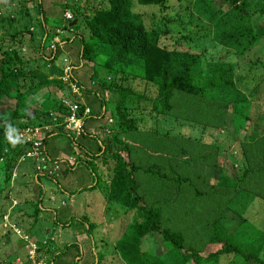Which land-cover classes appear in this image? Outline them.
I'll list each match as a JSON object with an SVG mask.
<instances>
[{
	"label": "trees",
	"instance_id": "16d2710c",
	"mask_svg": "<svg viewBox=\"0 0 264 264\" xmlns=\"http://www.w3.org/2000/svg\"><path fill=\"white\" fill-rule=\"evenodd\" d=\"M260 1L245 5L246 0H220V6L216 7L214 0H189L180 7L175 0H105L103 8L91 9L90 14H81V17L75 15L80 0L76 4L61 5L60 9L69 10L73 15V20H68L70 28H79L83 23L81 27L86 31L84 36L87 35L84 39L78 34L80 48L73 55L81 63L74 67L88 65L92 72L90 76L85 74V79L90 81L86 88L73 75L74 67L70 70L69 81L77 89L76 93L65 83L53 82L62 95L59 99L53 98L46 109L39 100L24 102L19 92L21 72L25 75L36 72L18 68L12 45L0 51V105L8 104V110L0 113V122L15 125L13 136L25 126L39 124H55V135L61 134L68 113L61 100L75 103L77 114L87 108L82 127L84 119L107 115L105 130L108 132L97 140L96 151L83 152L87 149L83 144L78 146L79 154L60 159L48 157L39 175L63 195L65 183L58 181L61 173L74 170L84 159L94 179L90 187L101 186L103 200L118 204L130 221L118 231L121 233L117 242L118 237L113 236L123 264H264V222L258 227L254 219L243 217L250 208L256 215L257 208L264 203V105L258 104L260 94V101L264 103V81L246 89L243 78L234 75L233 64L206 60L200 49V42L207 39L236 57L248 52L264 36V28L257 31L252 21L254 14L264 17V0ZM37 13L46 23L40 0ZM5 19L12 23L9 16ZM72 40L63 46H69ZM60 49L55 46L56 51ZM100 56L105 58L106 69L115 78L109 83L100 78L94 64ZM54 59L53 56L50 62ZM42 83L44 80L36 85ZM104 91L110 93L109 99L100 96L99 111L91 113L85 105L87 99ZM247 96L252 99L248 100ZM141 116L168 117L188 122L191 127L198 125L202 131L212 129L215 134L226 132L229 122L234 130L244 129L246 132L237 144L242 160L240 175L232 179L225 175L222 163L217 161L216 153L220 150L207 145L202 137L171 136L141 128L137 123L142 120ZM19 118L25 122H13ZM5 133L6 129L0 127V169L4 174L1 200L11 191V175L22 163L34 162L24 155L28 145L17 142L10 147ZM87 135L82 128L78 137ZM75 140L71 141V147H75ZM54 164L57 170L48 174L46 167ZM204 169L208 172L207 182L203 181ZM13 178L12 181L16 175ZM33 185L41 186L38 175ZM174 203L180 206L178 211H168ZM3 205L0 204V217L5 211ZM34 207L33 217L37 210L43 209ZM229 214L236 215L239 221L228 222ZM224 220L230 223L229 230L220 224ZM84 222L86 226L87 221ZM92 226L95 224L88 222L84 229ZM24 233L32 240L26 229ZM151 234L166 246L157 256L140 248L141 240ZM7 235L12 236L9 231ZM13 245L24 253L23 241L14 238ZM36 245L35 261L45 263V257L52 260L57 254L47 243ZM101 250L90 264L100 263Z\"/></svg>",
	"mask_w": 264,
	"mask_h": 264
},
{
	"label": "rangeland",
	"instance_id": "374dc122",
	"mask_svg": "<svg viewBox=\"0 0 264 264\" xmlns=\"http://www.w3.org/2000/svg\"><path fill=\"white\" fill-rule=\"evenodd\" d=\"M78 1L79 0H40L46 18V23H43L40 15L37 13L38 0H27V2H22L20 0H0V51L12 45L18 57V68H31L32 71L36 72L34 75H25L23 71L20 74L22 88L19 92L23 94L24 102L39 100L43 103L42 108L46 109L49 107L53 98L59 99L60 95H62L60 91L55 89L53 82L59 81L61 84L65 83L70 86V77L66 68L68 65L71 70L74 66H77L79 62L81 63V60L73 55V53H75V51L77 52L80 48L77 39L78 34L80 33L84 39L87 38V35L84 36V32L86 31L81 27L83 23L80 24L79 28H70L71 25H68L69 22L65 21L62 17L66 9L62 10L60 8L61 5L76 4ZM175 1L177 5L181 7L188 3L189 0ZM214 1L216 7L221 4L220 0ZM248 2L261 1L246 0L245 5H247ZM104 6L105 0H80L76 5L75 15L81 17V14H90L89 11L91 9L97 10ZM25 11L28 15L24 13ZM56 11L61 13V18L55 17ZM70 14L73 20V15L71 12ZM6 15L9 16L12 23L7 22V19H5ZM252 21L257 31L264 28V17L254 14L252 16ZM55 32H58V34ZM53 33L55 36L52 37ZM72 38L73 40L69 46H63ZM18 40H20L19 43L17 42ZM192 40L196 41L194 37ZM55 46L61 47L59 51L60 54L55 50ZM200 46L203 57L206 60H220L225 63L233 64L235 67L234 75H239L243 78L242 83L246 84V89H250L258 82L264 81V69L262 65L264 64V36L258 39V42L240 57H236L234 53H226V50L218 47L216 44H211L207 39L201 41ZM71 50L73 52H71ZM53 56L55 59L50 62ZM97 58L94 64H96L95 66L100 78L108 83L113 81L115 78L113 77V73L106 69L105 58L103 56ZM45 59L48 60L46 61ZM43 61L45 63L44 67H42ZM54 70H57V72H54ZM39 72L40 75H38ZM91 72V67L83 64L81 67H74L73 75L87 88L90 81L85 79V74L88 73V76H90ZM42 80H44V83L36 85L38 82H42ZM73 88L72 91L75 92ZM240 90L244 91L243 89ZM100 96H102L103 99H109L110 93L104 91L97 97L92 96V98L87 99L88 104L85 105L89 107L91 113L99 111V106L101 105L99 100ZM261 96L262 94L259 95L258 104L263 106V101H260V99H262ZM247 98L248 100L252 99L250 96H247ZM12 107L13 105L10 104L9 108L11 109ZM6 110H8V104H1L0 113ZM234 117L237 118L238 116L234 113ZM105 118H107V115L97 119L94 117L84 119L83 131L86 133L88 132L89 135L78 137L76 140L75 137L69 134L65 135L61 133L56 135L53 138L55 150L52 153L49 150V139L46 143L49 155L55 152L57 154L61 153L54 156V158L57 157L56 159H60L62 155H65V157L67 155H72V153L76 155L81 152L79 147L83 144L84 148H87L84 149L83 152L87 150L93 153L98 147L97 140L104 138V135L108 132L105 130L107 128V120L105 122ZM108 118H110V116H108ZM141 119L142 120L137 122L141 128H151L158 133H168L171 136L187 135L196 139L202 137L204 142L207 141V145L211 144L220 150V153H216V155L218 158L217 161L219 160L222 163L223 173L228 175L231 179L234 177L237 178L240 175L241 170L239 164L242 160L241 157L239 158V153L237 152V144L238 141L242 139V134L246 132L244 129L237 128L234 130L229 122L226 127V132L218 131L215 134L212 129L206 128L202 131L198 125H193V127H191L192 125L188 122L175 121L168 117L155 118L152 116H141ZM13 122L17 124L24 123L25 119H15ZM90 125L94 127V130L89 129ZM0 127L6 129L5 138L9 141L8 145L10 147L15 146L18 140L24 142L21 136H13L12 133L15 128L13 123L9 122L8 124L7 121L0 122ZM208 133L209 137H206ZM210 134H213V136L210 137ZM73 140H75V147H71L73 143H71V141ZM86 158L88 160L91 159H89V157ZM40 166L41 163H32L31 161L22 163L18 171L14 172L10 177L11 180H9V184L11 185V191L7 194V198L1 200L3 194L0 193V204L4 203L3 207L5 211L8 210V204H12L13 208L10 211V219L16 221L17 225L21 226L22 229H26L27 234L35 243L37 242L36 244L41 245L42 243H47L48 246L57 250V254L54 258L49 260L45 257V262H51L52 264H90L97 259V252L103 247L101 250L103 252L102 260L100 261V257H98L100 261L99 264H123L120 258L121 254L119 248L116 247L113 238L115 237L116 239L118 237L116 239L117 242L119 239L118 235L121 233V231L119 233L118 231L122 230V228L130 222L127 217L123 215L124 209L120 208L118 204H113L106 200L104 201L103 194L101 193V186L93 188L89 193L84 192L78 196L73 195L72 197H74V200L70 202L72 207H68V199L62 200L59 204V200L64 198V196L57 192L50 191L51 189H55L52 183L43 182L42 186L33 185L34 178L37 175L40 180L43 179L39 175L41 172L37 170ZM88 171L89 165L85 164L84 159H82L80 163L75 166L74 170L64 173V179L59 178L58 181L59 183H65L66 188L70 190L77 186L78 177L81 178L82 175L87 174L89 182L83 186H91L94 183V179L92 180ZM207 173L206 169H204V182L208 180L206 177ZM3 175V171L0 169V191L4 189ZM14 175H16V179L12 181ZM104 181L105 184H107V179ZM33 190L38 193L40 190L41 196ZM44 193L45 200H42V195ZM259 203L260 202H258V205ZM77 204H79L80 207H77ZM261 204L259 208L255 205V208L258 209V214L256 213V215H258L257 219L255 217L256 215H253V208H250V211L247 210L248 212L243 215L244 218L249 217L254 219L258 227L262 226L264 222V203ZM34 206L42 207L43 209L37 210L36 216L33 217L35 211ZM179 207V205L174 203L168 211L177 212ZM45 208H50V210H45ZM81 216H86L87 224L88 222H92L95 226L85 230L84 228H86L87 224L85 226L84 223L86 222H83L84 217ZM230 221L237 223L239 218L231 214L228 222ZM228 222L224 220L220 223L223 225L224 230H229L230 223L228 224ZM32 223H34L33 226H31ZM8 225L1 226L0 224V264H23V253H21L18 248L15 249L13 245L14 234L9 231L12 235L11 238L10 235L5 236L9 230ZM140 248L147 254H154L157 256L162 249H166V246L157 236L151 234L141 240Z\"/></svg>",
	"mask_w": 264,
	"mask_h": 264
},
{
	"label": "built area",
	"instance_id": "2783aa9c",
	"mask_svg": "<svg viewBox=\"0 0 264 264\" xmlns=\"http://www.w3.org/2000/svg\"><path fill=\"white\" fill-rule=\"evenodd\" d=\"M63 18L67 21L71 20V16L69 12H64ZM66 69L69 75L70 67L67 65ZM71 86L74 87V85L70 84L69 86L72 91L73 87ZM73 89L75 90L74 93H76L77 89L75 87ZM61 101L68 109V113L63 120V130L72 137L77 138L82 133V120L84 116L87 114L88 110L87 108H84L81 114H77V106L75 105V103H69L68 101H63V100ZM52 121H54V118H52ZM51 127H55V124L43 125L40 127H25L18 132L19 134H17L24 139V142L21 141L19 142L28 145L27 149L24 152V155L26 157L31 158L32 160L34 158L33 161L37 163H41V166L42 165L44 166V163L47 162V156L44 153L43 145H42V139L44 137L43 134L48 132ZM41 166L37 168L38 171H40ZM46 168H48L47 173L50 174L52 171L57 170V165L54 164L51 168H49V166ZM6 225L9 226V229H11L12 233L18 239L24 242L23 249L27 261H29L31 264H50L46 262L44 263L42 261H35V252L37 249V245L35 244V241L33 239L32 240L28 239L25 233L21 229H19L13 223L12 224L9 223L6 217L4 216L2 217L1 226H6Z\"/></svg>",
	"mask_w": 264,
	"mask_h": 264
},
{
	"label": "crops",
	"instance_id": "0c3cea01",
	"mask_svg": "<svg viewBox=\"0 0 264 264\" xmlns=\"http://www.w3.org/2000/svg\"><path fill=\"white\" fill-rule=\"evenodd\" d=\"M44 13V12H43ZM55 17H60L61 18V13L59 12V11H56V13H55ZM61 20V19H60ZM80 63V62H79ZM78 63V64H79ZM89 129L90 130H94V127H92V125H90L89 126ZM54 132H56V131H54ZM56 136V135H55ZM54 135L53 136H50L48 139H46V141H45V151H46V154L49 156V157H51V158H54V156H57L58 154H61V153H54V154H52V155H49V153H48V151H47V148H46V143H47V141L50 139V145H49V150H50V152L52 153L54 150H55V147H54V137H55ZM62 156H65V155H62ZM62 158H64V157H62ZM61 179H64L63 177H64V175L61 173ZM81 175H82V173H81ZM79 178V180L77 181L78 183H77V186H75V187H73L72 189H68V188H66V185L64 186L66 189V191L64 192V194H63V196H64V198H61L60 200H59V204H60V202L62 201V200H64V199H68V207H72L71 206V203L70 202H72L73 200H74V197H72L73 195H80V194H83L84 192H87V193H89L91 190H93L90 186H88V185H86V187L85 186H83L84 184H87L88 182H89V180H88V177H87V174H84V175H82V177L80 178V177H78ZM43 182H47V181H45V180H41V186H42V183ZM79 185H81V186H79ZM82 187H85V189L84 190H82L81 192H79L80 191V189L82 188ZM74 190H76V192H75V194H71L70 195V191H74ZM79 190V191H78ZM35 193H37L38 194V192H36L35 190H33ZM50 191H52V192H55L53 189H51ZM39 196H41V195H39ZM56 198H57V196H56ZM42 200H45V193L42 195ZM44 202V201H43ZM76 206V205H75ZM77 207H80V205L79 204H77ZM65 209H66V207H65ZM45 210H50V208H45ZM84 220H86V219H84ZM84 220H83V222H84ZM80 260H82V259H80ZM84 260H86L87 261V259H84ZM83 260V261H84Z\"/></svg>",
	"mask_w": 264,
	"mask_h": 264
},
{
	"label": "clouds",
	"instance_id": "9594fccd",
	"mask_svg": "<svg viewBox=\"0 0 264 264\" xmlns=\"http://www.w3.org/2000/svg\"><path fill=\"white\" fill-rule=\"evenodd\" d=\"M64 12H68V11H64ZM63 12V13H64ZM70 14V13H69ZM62 17H63V14H62ZM55 33H57L58 34V32H55ZM53 36H55L54 35V33H53V35H52V37ZM46 125H50V124H46ZM40 126H43V124H39V125H34V126H31V125H29V126H25V127H40ZM25 127H23V128H25ZM83 128V127H82ZM54 131H56V128L55 127H51L50 129H49V131L48 132H46L45 134H43V139H42V145H43V150H44V153L46 154V151H45V141H46V139H48L50 136H55V134H56V132H54ZM61 133H63V134H65V135H67V133L63 130V125H62V128H61V131H60ZM18 134V133H17ZM59 134V133H58ZM18 142H19V140H18ZM20 143V142H19ZM25 145V144H24ZM46 156H47V159H48V155L46 154ZM49 159H50V157H49ZM46 163V162H45ZM44 163V166H46V164ZM15 206V205H14ZM13 208V206H12V204H8V210L7 211H5L4 213H3V215L0 217V224L2 223V217H6V219L8 220V222L9 223H13L14 225H16L19 229H21L23 232L25 231V229L23 228H21V226H18L17 225V222L16 221H14L13 219H10V216H11V209ZM18 209V208H17ZM8 231H11V229H9ZM12 232V231H11ZM14 238L16 239L17 237L14 235ZM13 238V239H14ZM22 260H23V264H31L29 261H27L26 260V258H25V254L23 253V257H22ZM50 264H52L51 262H50Z\"/></svg>",
	"mask_w": 264,
	"mask_h": 264
},
{
	"label": "water",
	"instance_id": "95a60500",
	"mask_svg": "<svg viewBox=\"0 0 264 264\" xmlns=\"http://www.w3.org/2000/svg\"><path fill=\"white\" fill-rule=\"evenodd\" d=\"M73 23H74V21L71 22V24H73ZM69 25H70V24H69Z\"/></svg>",
	"mask_w": 264,
	"mask_h": 264
}]
</instances>
